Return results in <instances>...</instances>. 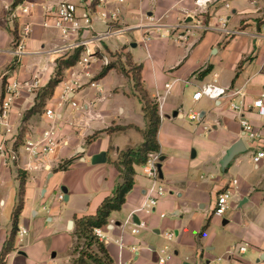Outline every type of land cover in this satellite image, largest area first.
Instances as JSON below:
<instances>
[{
    "label": "crops",
    "instance_id": "obj_1",
    "mask_svg": "<svg viewBox=\"0 0 264 264\" xmlns=\"http://www.w3.org/2000/svg\"><path fill=\"white\" fill-rule=\"evenodd\" d=\"M61 1L0 0V101L7 82L40 80L39 88L23 90L14 100L8 117L9 145L17 151L18 160L0 165V264L14 228V248L3 264H74L80 255L77 219L96 214L113 194L120 182L113 162L120 152L144 142L142 131L148 119L133 77L117 69L99 77L101 62L91 64L86 70L89 76L78 62L66 68L44 110L30 113L40 101L39 93L55 77L58 62L77 50L69 46L108 30L99 16L104 29L95 31L91 26L65 40L60 30L43 26L44 20L54 21ZM69 1L87 13L100 7H90L95 0ZM29 3L35 6L23 14L21 6ZM103 7L118 10L121 22L117 26L126 30L88 47L99 56L117 61L113 56L117 53L123 61L141 66L142 88L161 116L159 184L166 191L153 212L133 214L151 186L145 164L136 167L126 203L101 228L99 241L113 264H160V258L168 255L171 258L165 264H218L220 258L219 264H264V160L253 162L256 143L244 135L239 114L230 108L231 100L240 103L242 99L194 98L210 83L246 85L243 114L264 131V117L252 107L264 94V0H212L202 12L196 0H110ZM198 19L209 29L195 27ZM28 23L32 33L24 38L26 53L16 62L12 51ZM228 30L242 32L231 35ZM145 35L151 36L148 43ZM74 71L80 73V86L64 96L66 83L76 80ZM166 84H172L169 93ZM158 95L165 97L162 109ZM47 109L56 111L60 143L53 153L34 158L24 145L29 139H41L51 125ZM191 111L198 112L200 119L192 120ZM129 125L141 130H108ZM241 141L240 152L223 166L227 152ZM234 179L239 183L232 189L230 207L223 216H216L217 198ZM21 199L23 207L15 220ZM134 224L140 225L139 233L133 232ZM20 228L28 230L22 240ZM170 232L172 238L167 237ZM243 244L248 245L245 253L232 251L234 245ZM92 251L103 255L96 245ZM85 264L95 263L87 258Z\"/></svg>",
    "mask_w": 264,
    "mask_h": 264
},
{
    "label": "built area",
    "instance_id": "obj_2",
    "mask_svg": "<svg viewBox=\"0 0 264 264\" xmlns=\"http://www.w3.org/2000/svg\"><path fill=\"white\" fill-rule=\"evenodd\" d=\"M110 0H98L97 6H104L107 4ZM119 3H124L125 0H117ZM212 0H196V5L198 6V10L201 12L205 9L204 7L207 6L209 2ZM93 1L90 3V7H92ZM35 5L33 3H29L26 5L21 6V12L23 14H29L32 7ZM77 10L78 6L69 0H62L59 3V6L57 8V13L54 16V21L50 22L49 20L43 21V26L47 28H56L60 30L64 36V39L67 40L70 37L79 35L81 31L86 32L91 30V18L88 13H86L83 16V20L85 22V25H81L79 22V18L77 16ZM93 11L89 10V12ZM100 18L103 21H106L108 24V30L104 33H96L92 34L91 38L88 40H76L74 43H72L69 47L71 49H78L81 47H85L81 58L78 61V65L83 69V72L89 76L90 73L86 71L91 64L95 62H101L102 66H108L113 61H115V58H112L110 56H99L96 54V52H92L88 45L92 42L100 41L108 36H115L122 34L126 29L123 27H118L117 25L121 22L119 11H104L100 14ZM222 23L225 25L226 18H222ZM195 27L201 28V29H209V27H205L201 21L198 19V21L195 23ZM242 32L241 30H228V33L231 35L238 34ZM32 33V24L28 23L25 24L22 28V40L16 44V47L12 51L13 56L16 57V62H20L24 54L26 53V45L24 42V38H27V36ZM262 36H264V25L262 27L261 31ZM179 40L183 38L181 34L177 37ZM151 40L150 35L144 36V41L148 43ZM68 49V48H66ZM73 76H75L76 80L66 83L65 85V94L68 93L69 90H71L73 87H79V81L78 78L80 76L79 71H74ZM92 85H95L94 83ZM40 87V80L35 78L33 81H26L21 82L18 80L7 82L4 88V96L0 101V165H8L10 161H17L18 160V153L14 149V147H10L9 145V134L12 131L10 122H9V113L12 107V104L14 100L21 94L23 90H34ZM246 85H243L241 87L239 86H231V87H223L220 86L217 83H210L207 85H204L201 89H199L195 95L194 98L196 100H199L202 97H207L212 100H220L222 98H236L240 97L242 101L240 103L233 102L231 100L230 102V108L237 112L239 114L240 118V124L243 129L244 135L251 141L256 143V151L253 154V162L256 164H259L264 160V131L263 129L256 128L252 122L244 116L245 111V98H246V92H245ZM172 89V84H166V93H169V91ZM161 95H158L159 101L161 100ZM77 104L74 103V106ZM159 107L162 109L163 107V101L161 100L159 102ZM252 107L256 108L258 111V114L262 117H264V94H262L258 99H256L253 102ZM47 117L51 120V125L48 129H46L41 136V139L34 141V140H27L25 143V149L28 151L31 157L39 158L41 156H44L49 153H53L56 149V147L60 143L59 139V132L60 127L56 123V111L54 109H47L46 111ZM189 117L192 120H199L200 114L195 111H191ZM161 160V154L160 152H153L149 155V158L147 162L145 163V172L146 175L151 180V186L147 190L145 199L142 203V205L136 209L134 213L136 212H145V213H151L155 209L158 200L165 195L166 191L163 186L159 184V162ZM238 179H234L232 182V186L225 189L217 198L216 207H215V215L216 216H223L225 212L230 207V200L232 199L233 192L232 189L236 188L238 186ZM60 200H64V196L60 195ZM133 214L130 216V219L128 221L131 222V217H133ZM136 227H134L133 232L139 233L140 232V225L134 224ZM28 233V230L26 228H20L19 229V236L20 240ZM94 235L102 241L103 233L101 228H95L94 229ZM174 236V233L170 232L167 233L168 238H172ZM248 245H234L232 247V251H238V253H245L247 251ZM171 258V255H168L167 257L160 258V264H165L169 259ZM222 259L220 258L218 261L220 263ZM218 263V264H219ZM126 264V263H125Z\"/></svg>",
    "mask_w": 264,
    "mask_h": 264
},
{
    "label": "trees",
    "instance_id": "obj_3",
    "mask_svg": "<svg viewBox=\"0 0 264 264\" xmlns=\"http://www.w3.org/2000/svg\"><path fill=\"white\" fill-rule=\"evenodd\" d=\"M22 0H17L16 4ZM98 5V0H95L93 7ZM83 47L77 49L73 55L66 60H60L58 62V70L54 78L50 80L48 85L39 93L38 99L40 100L37 105L30 110L31 112L44 110V103L47 98H51L54 94L56 87L62 82L64 78V70L71 68L77 64L81 57ZM117 57V61L111 63L108 66L103 67L99 74V77L105 76L110 70L117 69L126 76H132L136 90L140 93L141 99L144 101V112L148 119L147 127L143 132L144 142L136 147H129L120 152L119 159L113 162L114 166L119 172L120 182L116 186L112 195L107 196L101 203L98 211L94 215L85 216L77 219L76 233L79 238V244L76 250L79 251V257L74 261V264H85L86 259L92 260L95 264H113L112 260L108 256L105 246L94 235L95 228H104L109 225V220L112 212L120 211L126 203L127 195L132 191L135 184L136 167L144 165L149 155L153 152H160L161 146L158 141V132L161 125V116L156 104L150 99L148 93L144 91L141 83V66H133L128 61H123L120 54H113ZM130 67V68H128ZM140 128L129 126H115L111 127L109 132L126 130L128 128ZM23 207V199H21L15 214V220H17L19 213ZM14 235L15 228L12 233V237L8 241L4 252L2 254L1 264H3L4 256L14 248ZM93 245H96L99 251L103 254L100 255L97 252H90ZM82 246V248H81ZM81 248V249H80Z\"/></svg>",
    "mask_w": 264,
    "mask_h": 264
},
{
    "label": "rangeland",
    "instance_id": "obj_4",
    "mask_svg": "<svg viewBox=\"0 0 264 264\" xmlns=\"http://www.w3.org/2000/svg\"><path fill=\"white\" fill-rule=\"evenodd\" d=\"M104 11H105L104 7L100 6L97 8L96 11H91L88 13L90 15L91 20H92L91 26L95 31H97L98 29H104L106 27L105 24H103V23L101 24V22L98 21V17ZM85 13H87V11L82 10V9H78V11H77L78 17H81L80 19H81L82 24L84 23V20L82 18L85 15ZM92 34L93 33L90 34L89 38L92 36Z\"/></svg>",
    "mask_w": 264,
    "mask_h": 264
},
{
    "label": "water",
    "instance_id": "obj_5",
    "mask_svg": "<svg viewBox=\"0 0 264 264\" xmlns=\"http://www.w3.org/2000/svg\"><path fill=\"white\" fill-rule=\"evenodd\" d=\"M174 117L178 116V111L175 112ZM244 143L238 142L236 143L228 152L227 155L225 156L224 160H223V166H227L228 163L234 158V156L240 152V146H242Z\"/></svg>",
    "mask_w": 264,
    "mask_h": 264
}]
</instances>
